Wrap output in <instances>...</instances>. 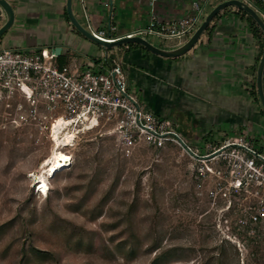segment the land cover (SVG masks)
I'll list each match as a JSON object with an SVG mask.
<instances>
[{"label":"rangeland","instance_id":"obj_1","mask_svg":"<svg viewBox=\"0 0 264 264\" xmlns=\"http://www.w3.org/2000/svg\"><path fill=\"white\" fill-rule=\"evenodd\" d=\"M115 22L99 20L106 31ZM51 120L0 127V264H264V219L254 234L237 230L235 197L228 207L214 197V178L173 141L124 144L109 124L83 128L38 191Z\"/></svg>","mask_w":264,"mask_h":264},{"label":"crops","instance_id":"obj_2","mask_svg":"<svg viewBox=\"0 0 264 264\" xmlns=\"http://www.w3.org/2000/svg\"><path fill=\"white\" fill-rule=\"evenodd\" d=\"M7 1L13 19L0 35V49L60 46L65 64L82 65L104 53L112 57V47L118 46H102L81 34L67 16L66 0ZM194 1L200 5L198 11L192 8ZM220 1L71 0V7L91 32L103 30L109 38L132 33L169 49L184 39L177 38L171 45L156 44L144 34L151 33L144 27L151 19L175 20L192 13L198 18ZM243 1L261 11L258 0ZM105 14L110 24L116 21L107 31L99 23ZM252 19L245 10L228 4L214 14L196 42L175 57L153 53L140 43L117 47L128 87L146 110L170 118L189 144L243 136L264 150V115L253 94L264 33ZM5 20L0 6V26Z\"/></svg>","mask_w":264,"mask_h":264},{"label":"built area","instance_id":"obj_3","mask_svg":"<svg viewBox=\"0 0 264 264\" xmlns=\"http://www.w3.org/2000/svg\"><path fill=\"white\" fill-rule=\"evenodd\" d=\"M258 1L264 20V0ZM192 8L198 11L200 5L194 1ZM198 19L195 13L175 20L151 19L146 30L182 38ZM92 33L104 40L116 39L105 37L103 30ZM56 55L46 46L0 49V127L17 123L19 118L50 117V136L53 122L63 118L68 122L66 129L73 133L87 125L109 124V130L124 144L139 138L154 146L173 141L195 160L200 175L214 178L210 192L214 197L226 199L227 207L230 196L235 197L237 230L250 235L257 232L264 219V150L243 136L217 143L204 141L200 146L189 144L170 118L141 105L128 87L118 54L104 53L82 65L59 64Z\"/></svg>","mask_w":264,"mask_h":264},{"label":"water","instance_id":"obj_4","mask_svg":"<svg viewBox=\"0 0 264 264\" xmlns=\"http://www.w3.org/2000/svg\"><path fill=\"white\" fill-rule=\"evenodd\" d=\"M228 4H234L238 6L239 8L245 10L248 14H250L254 20L257 22L259 27L264 33V20L261 18L259 13L252 8L249 4H247L243 0H222L215 4L212 8H210L207 13L203 16V18L200 20L199 24L195 27V29L192 31V33L189 35L187 39H185L182 43L179 45L173 47V48H161L152 42H150L148 39L132 34L130 36H122L119 38H116L114 40H104L102 38H99L98 36L94 35L91 31L86 29L76 18L72 11L71 7V0H66L65 3V9L67 16L72 23V25L85 37L88 39L106 47L110 46H117L122 43L126 42H137L142 44L146 49L149 51L162 55V56H167V57H175L178 56L182 53H184L186 50H188L199 38L200 34L203 32L205 27L207 26L208 22L211 20V18L214 16V14L221 9L222 7L228 5ZM0 6L4 10L6 14V20L5 22L0 26V35L1 33L10 26L12 19H13V10L10 5V3L7 0H0ZM55 54H59L60 51V46H55L52 49ZM263 70H264V48L262 50V53L260 55V58L257 63L256 67V74H255V85H256V91H257V96L259 98V102L261 104V107L264 110V89H263Z\"/></svg>","mask_w":264,"mask_h":264},{"label":"bare ground","instance_id":"obj_5","mask_svg":"<svg viewBox=\"0 0 264 264\" xmlns=\"http://www.w3.org/2000/svg\"><path fill=\"white\" fill-rule=\"evenodd\" d=\"M67 124L68 122H66L63 118H58L52 124L50 134V138L53 141L52 149L48 156L42 160L40 166L42 172L38 176L36 175L37 178L35 180V183L38 184L36 189L41 193L46 192L48 188V181L46 180L45 175H50L51 172L53 175L54 172L58 171L57 169L67 165L70 161V155L68 152L63 150V147L71 143L75 134L66 129ZM90 126L91 125H87L86 128H89ZM41 184L44 185V189H41Z\"/></svg>","mask_w":264,"mask_h":264},{"label":"trees","instance_id":"obj_6","mask_svg":"<svg viewBox=\"0 0 264 264\" xmlns=\"http://www.w3.org/2000/svg\"><path fill=\"white\" fill-rule=\"evenodd\" d=\"M205 13H207V12H205V11L202 12V14L200 15L199 19L194 23L192 29H190V31H189L188 33L185 34V36H184L185 39H187V38L189 37L190 33H191V32L193 31V29L198 25L199 20L205 15ZM252 20H253V22H255L254 19H252ZM255 25H256V27L261 31V33H263V31L261 30V28L259 27V25H258L256 22H255ZM185 39H184V40H185ZM124 45L131 46V45H140V44L137 43V42H132V41H131V42H126V43H124ZM56 60H57V62H58L59 64H65V62L63 61V58L61 57L60 54H57V55H56ZM263 76H264V70H263ZM263 89H264V87H263ZM253 94H254L255 98L258 100V96H257V91H256V87H255V85H254V87H253ZM258 102H259V101H258ZM260 109H261V112H262L263 115H264V110H263V108L261 107V104H260ZM158 257H159V255L155 256V257L153 258V260H156Z\"/></svg>","mask_w":264,"mask_h":264},{"label":"snow or ice","instance_id":"obj_7","mask_svg":"<svg viewBox=\"0 0 264 264\" xmlns=\"http://www.w3.org/2000/svg\"><path fill=\"white\" fill-rule=\"evenodd\" d=\"M40 187H41V189H44V185H43V184H41V186H40Z\"/></svg>","mask_w":264,"mask_h":264}]
</instances>
